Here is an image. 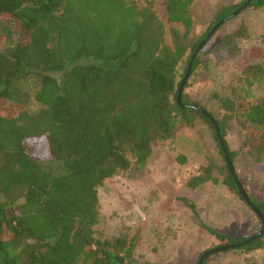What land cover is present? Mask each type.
Returning <instances> with one entry per match:
<instances>
[{
  "label": "trees",
  "instance_id": "obj_1",
  "mask_svg": "<svg viewBox=\"0 0 264 264\" xmlns=\"http://www.w3.org/2000/svg\"><path fill=\"white\" fill-rule=\"evenodd\" d=\"M154 1L0 0V39L7 43L0 46V264H142L126 234L105 238L98 233L99 187L133 166L148 164L154 146L175 138L179 125L194 127L205 120L225 161L224 169L212 161L202 166L187 185L218 182V168L227 171L223 182L238 192L214 125L189 107L200 104L187 101L184 91L185 106L177 97L198 43L246 0L221 8L196 38L194 0H161L172 23L169 43ZM250 5L264 7V0ZM248 38L247 25L241 24L212 49L238 55ZM202 49L192 74L204 63ZM263 78L264 65L254 63L244 67L239 81L253 88ZM212 96L222 118L201 106L217 121L233 164L236 152L226 137L232 119L246 129L249 150L263 153L264 95L249 97L233 89ZM6 100L17 104V113H1ZM34 145L46 156L36 154ZM181 199L199 216L194 202ZM250 199L264 216V200ZM253 211L260 231L262 217ZM203 226L221 245L256 234L235 238ZM260 248L264 234L229 249Z\"/></svg>",
  "mask_w": 264,
  "mask_h": 264
},
{
  "label": "rangeland",
  "instance_id": "obj_2",
  "mask_svg": "<svg viewBox=\"0 0 264 264\" xmlns=\"http://www.w3.org/2000/svg\"><path fill=\"white\" fill-rule=\"evenodd\" d=\"M134 1L147 3V0ZM213 4L214 0H194L191 7L197 22L195 38L205 33L214 21L216 5ZM153 7L166 23V41L169 43L172 23L167 21L164 4L155 0ZM241 24H246L249 32L242 52L228 55L212 49L225 33ZM6 44L5 37H2L0 46ZM202 50L204 63L190 74L184 87L187 101L197 102L222 118L219 102L212 96L214 92L229 95L235 89L249 97L264 95V78L253 88L239 81L248 64L264 65V7L250 5L244 8L220 26ZM184 67L182 64L181 72ZM17 112L15 102L6 100L1 103L3 115ZM245 133L246 129L238 118L227 123L226 137L231 150L236 152L234 167L237 176L249 196L264 200V152L252 153L244 143ZM34 146L39 151L36 154L46 156V152L41 153L39 145ZM180 155L186 157L185 162L178 160ZM48 161L43 162L51 164ZM211 161L224 169V156L213 128L205 120H199L194 127L179 125L175 138L154 146L148 164L133 166L126 173L107 179L99 187L98 233L105 238L126 234L135 243V257L142 264H197L205 251L221 246L203 223L235 238L257 233L260 222L255 212L233 186L223 182L226 170L223 173L214 168L218 182L208 181L197 188L187 185V180ZM182 197L196 204L199 216ZM205 264H264V248L250 252L224 249L208 255Z\"/></svg>",
  "mask_w": 264,
  "mask_h": 264
},
{
  "label": "water",
  "instance_id": "obj_3",
  "mask_svg": "<svg viewBox=\"0 0 264 264\" xmlns=\"http://www.w3.org/2000/svg\"><path fill=\"white\" fill-rule=\"evenodd\" d=\"M251 2V0H246L240 7H238L236 10H234L231 14H229L228 16H226L224 19L220 20L218 23H216L214 25V27L208 32V34L198 43L189 63H188V68L186 70V73L181 81V84L179 86V93H178V97H177V100L179 102V104L185 106L184 104H182V95H183V91H184V87H185V84L192 72V68H193V63H194V60L197 56V54L199 53V51L204 47V45L211 39V37L213 36V34L219 29L220 26H222L225 22H227L230 18H233L235 17L238 13H240V11H242L249 3ZM189 107L193 108V109H196L198 111H200L201 113H204L211 121V123L214 125L215 129H216V132L218 134V138H219V142L222 146V149L224 151V155H225V159H226V162L228 164V167H229V170L233 176V178L235 179L236 181V185L238 187V192L239 194L243 197V199L251 206L253 207V209L259 214L261 215L262 217V220H263V228L258 231L255 235H253L252 237L242 241V242H239L237 243L236 245H242V244H246L248 242H251L257 238H259L260 236H262L264 234V216L260 213V211L257 209V207L253 204V202L251 201L250 199V196L248 195L246 189L244 188V186L242 185V183L240 182L238 176L236 175L235 173V167H234V164H233V161L231 160L228 152H227V149L225 147V143H224V140L223 138L221 137L220 135V129H219V126H218V123L217 121L214 119V117H212V115L206 111V109L201 106V105H198V104H190ZM234 244L232 245H221V246H217V247H214V248H211L207 251H205L201 256H200V259H199V262L198 264H203L205 258L214 253V252H217V251H221V250H224V249H229V248H233L234 246H236Z\"/></svg>",
  "mask_w": 264,
  "mask_h": 264
},
{
  "label": "crops",
  "instance_id": "obj_4",
  "mask_svg": "<svg viewBox=\"0 0 264 264\" xmlns=\"http://www.w3.org/2000/svg\"><path fill=\"white\" fill-rule=\"evenodd\" d=\"M239 1L240 0H214V4L216 5V10H215L216 13L215 14H217L221 8H223L225 6H229V5H231V6L236 5Z\"/></svg>",
  "mask_w": 264,
  "mask_h": 264
}]
</instances>
